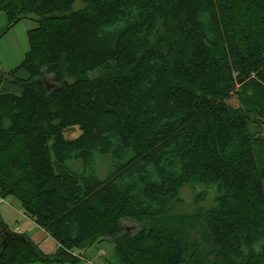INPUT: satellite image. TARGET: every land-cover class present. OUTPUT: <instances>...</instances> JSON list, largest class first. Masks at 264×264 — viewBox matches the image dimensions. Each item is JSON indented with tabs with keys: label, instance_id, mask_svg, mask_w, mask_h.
<instances>
[{
	"label": "trees",
	"instance_id": "16d2710c",
	"mask_svg": "<svg viewBox=\"0 0 264 264\" xmlns=\"http://www.w3.org/2000/svg\"><path fill=\"white\" fill-rule=\"evenodd\" d=\"M77 1L0 0V38L37 22L21 65L0 70V88L21 90L0 93V199L18 198L58 244L47 254L0 217L1 241L19 235L0 264H79L104 242L109 264H264V139L251 129L264 127V0ZM160 17L176 52L133 49ZM186 188L205 255L167 221Z\"/></svg>",
	"mask_w": 264,
	"mask_h": 264
},
{
	"label": "rangeland",
	"instance_id": "374dc122",
	"mask_svg": "<svg viewBox=\"0 0 264 264\" xmlns=\"http://www.w3.org/2000/svg\"><path fill=\"white\" fill-rule=\"evenodd\" d=\"M82 4L80 0L76 3V8L81 7ZM9 25L8 16L5 12H0V32H4L7 30V27ZM37 25L36 22V16L29 15L25 18H23L21 21H19L15 26L10 28L5 35H3L0 38V70L4 72H9L18 66L21 65L25 54L29 50V40L27 36V32L29 29L35 27ZM131 47L134 48H141L143 46H150V47H157L161 48L162 50L166 51L168 54H173L176 52L177 48L179 47V44L181 42L180 35L178 34L176 25L168 18L160 17L157 19V21L154 23L153 27L150 29H143L140 32L134 34L130 39L128 40ZM26 73L27 71L24 70ZM22 77V75L20 74ZM5 81L9 82L7 79ZM11 83V82H10ZM3 84V82H2ZM2 86V85H1ZM251 90L248 91L246 94L248 97V101L245 98V106L246 108H249L255 110L256 108H253L252 104L255 105L256 100H253L250 96ZM245 95V94H244ZM259 105H264V99ZM256 106V105H255ZM261 108H257V112L252 114V118L255 120L258 117V114L260 112ZM251 129L253 132L257 133L258 139H264V127L259 128L256 124L251 125ZM82 133V130L79 126L71 128L66 132L67 138H76ZM262 156V155H261ZM263 158V156H262ZM181 196L184 199V202H178L173 206V212H171V215L169 216V219L167 220L169 223L182 228L184 233H187L188 239L190 237V240L187 239V242L190 243L193 249H198L199 252L202 255H205L206 249L205 246L202 244L204 240V226L203 223H200L198 221H195L189 214L193 213L195 207L194 202L192 199L193 191L191 188H186L182 191ZM1 200V199H0ZM5 202L9 205H15L20 203L18 198H16L13 195L7 196L5 199ZM0 209H3L2 206H0ZM1 215V213H0ZM7 223L4 221V223L9 227L10 230L15 231L20 234H24L25 228L29 231L32 230L31 239L36 241L35 243L39 245V247L44 250L51 249L54 251L56 249L55 245L56 241L46 236L44 232H42L41 227L31 220L28 217H22L17 214V212H14L13 210L7 212ZM148 219L143 220V222H147ZM125 225L128 227L130 231H135L139 228V224L142 223L141 221L137 220H124L123 221ZM19 228H21V231H19ZM35 229H32V228ZM26 235V234H24ZM53 241V242H52ZM101 250L103 253H106L107 256L109 254L114 253L113 246L109 244L108 242L101 243ZM99 249V246L97 247ZM50 251V250H49ZM34 263H42V264H58L57 262H34ZM33 264V263H30Z\"/></svg>",
	"mask_w": 264,
	"mask_h": 264
},
{
	"label": "crops",
	"instance_id": "0c3cea01",
	"mask_svg": "<svg viewBox=\"0 0 264 264\" xmlns=\"http://www.w3.org/2000/svg\"><path fill=\"white\" fill-rule=\"evenodd\" d=\"M30 30V29H29ZM22 75V77H27L28 76V73H26L24 70H21L19 72V75ZM0 93H15V94H21V90L19 87H17L16 85L10 83V82H7V81H4L1 88H0ZM0 206H2L3 209H0V217L7 223L8 221V218H7V212L8 211H14V212H17V214H19V216H22L23 218L24 217H28L30 218L27 214H25L24 210L22 209L21 207V203L17 204V206L15 205H9L8 203L5 202L4 199H1L0 200ZM31 219V218H30ZM33 220V219H31ZM34 221V220H33ZM35 222V221H34ZM18 228L16 229H19V231H21V228H19V226H17ZM32 229H35L34 227ZM42 232H44L46 234V236H49V234L43 229L41 228ZM24 234H26L27 236H30L31 238V235H34L32 234V230H28L25 228ZM51 237V236H49ZM52 238V237H51ZM1 237H0V245H1ZM34 242H36L34 240ZM53 242V241H52ZM53 244L55 245L56 249L54 251H52L51 249L49 250H44L42 248V250L44 252H46L47 254H53L54 252H56L57 248H58V244L57 243H54ZM101 245H99V249H89L87 250L86 252L84 251H77L76 253H80V256H81V263L79 264H109L108 263V260H107V254L106 253H103L102 250H101ZM33 264H42V263H33Z\"/></svg>",
	"mask_w": 264,
	"mask_h": 264
},
{
	"label": "water",
	"instance_id": "95a60500",
	"mask_svg": "<svg viewBox=\"0 0 264 264\" xmlns=\"http://www.w3.org/2000/svg\"><path fill=\"white\" fill-rule=\"evenodd\" d=\"M262 124L264 125V121H262ZM12 237H19V235L12 233L11 231H4L3 235H2V243L3 245H6L8 240ZM23 237V236H22Z\"/></svg>",
	"mask_w": 264,
	"mask_h": 264
}]
</instances>
